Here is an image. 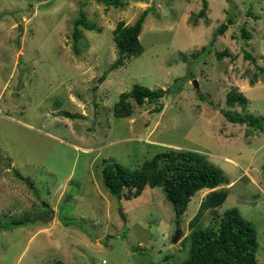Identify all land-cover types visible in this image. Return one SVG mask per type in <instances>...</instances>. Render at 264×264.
I'll return each instance as SVG.
<instances>
[{"label":"rangeland","instance_id":"374dc122","mask_svg":"<svg viewBox=\"0 0 264 264\" xmlns=\"http://www.w3.org/2000/svg\"><path fill=\"white\" fill-rule=\"evenodd\" d=\"M207 2L199 19L203 0H127L125 7L0 0V264L181 262L190 220L206 227L234 207L254 222L264 262V130L224 115L230 109L264 119V72L257 68H264V0ZM145 10L144 52L111 70L113 30ZM80 11L93 29L80 26L76 53ZM230 16L234 23L218 34ZM205 46L210 50L192 57ZM223 50L230 55L218 59ZM136 83L179 89L143 105L130 98L133 114L116 117L115 103ZM233 88L248 98L245 111L227 104ZM172 149L199 152L222 170L229 183L216 187L227 191L221 205L201 207L213 190L203 188L177 224L162 186L131 199L105 186L106 161L138 169Z\"/></svg>","mask_w":264,"mask_h":264},{"label":"trees","instance_id":"16d2710c","mask_svg":"<svg viewBox=\"0 0 264 264\" xmlns=\"http://www.w3.org/2000/svg\"><path fill=\"white\" fill-rule=\"evenodd\" d=\"M108 6L125 7L127 0H98ZM208 2L203 0V8L198 13V18L207 16ZM148 11L145 10L134 24H126L124 21L118 22L113 30L114 41L117 47V59L111 65L114 70L125 65L127 59L139 56L144 52V46L140 40V33L146 20ZM197 22V21H195ZM228 23L233 24L230 16L226 23H222L217 30L218 34H225ZM197 24V23H195ZM80 26L87 30L93 27L86 20V15L80 11L79 17L74 22L72 37L74 40V50L78 53V42L82 38ZM243 35L248 37L246 30H242ZM210 50L208 46L202 47L200 52L192 53L196 58L200 53ZM227 50L217 51L216 57L222 59L229 56ZM248 52L246 58H252ZM184 61H187L183 55ZM259 72H264V68L257 66ZM259 73H254L258 78ZM106 75L100 79L105 80ZM178 77L175 80L178 81ZM254 83V82H252ZM167 89H150L142 84L136 83L128 92H123L114 106L116 117H129L134 112L133 104L129 101L133 98L138 105L145 102L160 99L167 92L178 90V87ZM226 102L231 107L241 106L245 111L248 106V98L237 89H231L226 95ZM235 109V108H234ZM161 106L155 111H160ZM70 115V114H69ZM225 117L233 123H243L252 130H264L263 117H257L246 112L242 114L236 110H226ZM73 117V116H72ZM163 163L165 167H163ZM104 184L109 192L115 197L131 199L142 194L146 186H162L166 192V197L172 204L176 222L180 224L182 216L188 209V205L193 195L203 189H213L203 200L201 207H217L227 198L226 189H216V187L229 183L222 170L211 163L205 156L196 151H182L172 149L157 153L150 160H147L138 169H129L114 161H106L103 168ZM199 217L190 220L191 232L189 234L188 257L181 262L171 261L170 264H264L257 258L258 234L253 221L242 216L238 208H231L224 212L222 216H214V221L206 227H202ZM23 223L22 220L15 221V225ZM8 228V227H5ZM172 257L167 256L166 259ZM52 264H69L59 259Z\"/></svg>","mask_w":264,"mask_h":264},{"label":"water","instance_id":"95a60500","mask_svg":"<svg viewBox=\"0 0 264 264\" xmlns=\"http://www.w3.org/2000/svg\"><path fill=\"white\" fill-rule=\"evenodd\" d=\"M195 85H197V83H195ZM181 235H182V228H179L173 238V242H177V240L180 238Z\"/></svg>","mask_w":264,"mask_h":264}]
</instances>
